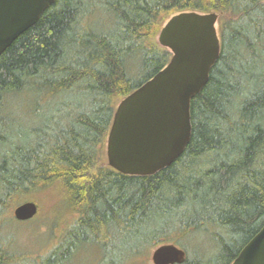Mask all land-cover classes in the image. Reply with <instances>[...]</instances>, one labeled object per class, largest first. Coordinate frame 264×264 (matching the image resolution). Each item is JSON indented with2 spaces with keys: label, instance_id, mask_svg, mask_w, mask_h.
I'll list each match as a JSON object with an SVG mask.
<instances>
[{
  "label": "trees",
  "instance_id": "obj_1",
  "mask_svg": "<svg viewBox=\"0 0 264 264\" xmlns=\"http://www.w3.org/2000/svg\"><path fill=\"white\" fill-rule=\"evenodd\" d=\"M182 11L217 13L220 39L189 142L152 175L101 165L117 103L167 65L156 37ZM56 188L77 217L45 255L22 258L5 217ZM263 225V0H55L0 55V264H66L84 246L129 264L165 243L182 264H231Z\"/></svg>",
  "mask_w": 264,
  "mask_h": 264
},
{
  "label": "water",
  "instance_id": "obj_2",
  "mask_svg": "<svg viewBox=\"0 0 264 264\" xmlns=\"http://www.w3.org/2000/svg\"><path fill=\"white\" fill-rule=\"evenodd\" d=\"M55 0H0V55L33 26ZM215 12L182 11L170 16L157 34L168 49L166 66L122 98L105 142L107 164L126 175H152L171 165L191 137V100L206 85L220 52ZM37 213L33 201L13 209L17 221ZM186 252L173 243L151 252L152 264H182ZM231 264H264V225Z\"/></svg>",
  "mask_w": 264,
  "mask_h": 264
},
{
  "label": "rangeland",
  "instance_id": "obj_3",
  "mask_svg": "<svg viewBox=\"0 0 264 264\" xmlns=\"http://www.w3.org/2000/svg\"><path fill=\"white\" fill-rule=\"evenodd\" d=\"M10 100H12L10 105L13 106V110L19 108L17 100ZM15 113L21 114L20 111ZM100 164L108 165L105 147L103 149ZM61 194V190L56 188L54 192L42 191L40 193L36 192L34 196L32 195V199L37 205V213L32 219L27 221H17L13 216V209L15 206L11 207L5 217V219H7L5 222L6 224L4 223L1 228V235L6 241L11 240L9 241L11 244L10 247L17 255L22 256V258L45 255L58 244L63 232L73 224L77 214L68 209L66 203L60 198ZM201 239V236L192 239V244ZM151 252L152 249L145 251L143 254L136 257V259H133L129 264H152ZM102 254L103 251L98 250L94 246H84L80 248L66 264H102ZM111 260H114V258ZM27 263H31V261L18 259L14 264Z\"/></svg>",
  "mask_w": 264,
  "mask_h": 264
}]
</instances>
